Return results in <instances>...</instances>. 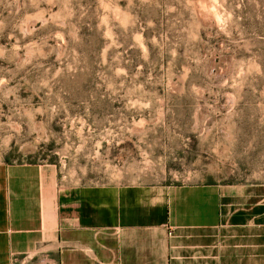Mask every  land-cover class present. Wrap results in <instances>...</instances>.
<instances>
[{"label": "rangeland", "instance_id": "374dc122", "mask_svg": "<svg viewBox=\"0 0 264 264\" xmlns=\"http://www.w3.org/2000/svg\"><path fill=\"white\" fill-rule=\"evenodd\" d=\"M25 163L147 224L214 206L223 263L264 264V0H0V171Z\"/></svg>", "mask_w": 264, "mask_h": 264}, {"label": "crops", "instance_id": "0c3cea01", "mask_svg": "<svg viewBox=\"0 0 264 264\" xmlns=\"http://www.w3.org/2000/svg\"><path fill=\"white\" fill-rule=\"evenodd\" d=\"M56 184L50 164L0 171V264L46 257L51 264H224V225L214 206L177 204L169 223L147 224L135 208L139 198L131 208L114 209L112 201L103 210L92 190L67 193Z\"/></svg>", "mask_w": 264, "mask_h": 264}, {"label": "built area", "instance_id": "2783aa9c", "mask_svg": "<svg viewBox=\"0 0 264 264\" xmlns=\"http://www.w3.org/2000/svg\"><path fill=\"white\" fill-rule=\"evenodd\" d=\"M45 262H49V260L47 259ZM45 262L43 264H45Z\"/></svg>", "mask_w": 264, "mask_h": 264}]
</instances>
